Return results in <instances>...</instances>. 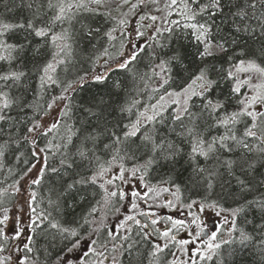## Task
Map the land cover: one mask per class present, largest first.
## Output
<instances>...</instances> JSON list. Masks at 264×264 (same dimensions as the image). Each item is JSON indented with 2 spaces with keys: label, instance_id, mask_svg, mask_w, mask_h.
<instances>
[{
  "label": "snow or ice",
  "instance_id": "snow-or-ice-1",
  "mask_svg": "<svg viewBox=\"0 0 264 264\" xmlns=\"http://www.w3.org/2000/svg\"><path fill=\"white\" fill-rule=\"evenodd\" d=\"M17 7L26 15L0 16V157L15 146L25 167L0 187V264L109 257L122 264L125 254L133 264L138 246L148 264H236L249 252L264 264V0H20ZM129 15H139L137 38L152 29L146 47L120 59L122 52L91 44L103 37L111 45ZM98 16L114 26L102 31L90 22ZM85 41L96 51L82 48ZM144 52L147 70L130 68ZM77 61L90 68L73 71ZM109 61L130 80L78 97L88 82L109 80ZM53 178L47 201L58 215L92 189L95 202L79 219L41 208L38 196ZM125 204L118 231L102 238L108 213ZM37 230L52 234L42 259L33 255Z\"/></svg>",
  "mask_w": 264,
  "mask_h": 264
},
{
  "label": "trees",
  "instance_id": "trees-1",
  "mask_svg": "<svg viewBox=\"0 0 264 264\" xmlns=\"http://www.w3.org/2000/svg\"><path fill=\"white\" fill-rule=\"evenodd\" d=\"M19 2L20 0H0V16L12 20V19L20 18L22 15H26V12L24 11L23 8L17 7V5H19ZM9 9L12 10L9 11ZM140 14H143V12H141ZM137 21H139V15H129L127 17V24L124 27L123 31L118 30L116 33H114L116 39L111 42V45H114V47L111 46L109 42L103 37H101L99 40H93L91 44L96 45V48L109 47V50L113 56H118V53L122 52L123 56L119 58L128 59L130 58L132 52L138 50V47H146V43H150L147 41V34L151 33L152 29H147V28L141 29L146 32V35L143 38H137L136 35V30L138 27ZM90 22L93 23L94 26L100 27L102 31H106L107 29L114 26L113 21L106 20L105 17L103 16L95 17L94 19L90 20ZM140 23L143 24L142 21ZM91 44L85 41L84 43L81 44V47L87 49L88 53H91L96 51V49L92 48ZM121 44H123L122 48H121ZM147 62H148L147 52L140 53L139 59L137 61L132 62L129 65V67L132 68L133 70L139 69V71L143 72L147 70L145 68ZM109 63H112L113 65V71L109 74L110 77L109 80L105 84H94L92 82H88L86 86V90L76 94L78 97L83 96L87 98L94 94L104 93L110 89L112 82L116 80H121V79L130 80L131 78L130 73L124 70L117 69L113 61H109ZM87 68H90V65L86 63L81 64L79 61H77L76 67L73 71H75L76 69L83 70ZM99 70L103 71L104 69L100 68ZM14 151H15V146H13L12 151H9L4 157H0V164L3 165V167H0V187H9L13 183L14 179L18 178L19 172L25 167L23 165L22 160L21 161L15 160V157L13 155ZM9 169H12L13 172L12 175L9 174ZM54 183H56L55 178H53L52 180H45V184L40 193V196H38V201L40 202L41 208L43 210L52 211L54 216H58V218L62 219L65 222H71L73 220L79 219L80 214L88 209L90 203L95 202L91 195L92 189H88L87 192L82 193V195L87 196L86 200L81 201L74 210L70 208H65L63 210L62 215H58L53 209L49 208L47 201V197L49 195L48 188L52 187ZM53 198L55 197L53 196ZM12 203H15V199H13ZM5 206L11 207V204H6ZM174 212L175 214L177 213L176 211ZM99 215L100 213H97V216ZM177 215L178 213L176 214V216ZM141 219L143 220V218ZM107 221H110L109 215L105 219V227L101 229L102 237H106L105 228H107L106 227ZM28 234H32V233H25V235ZM33 235L35 236V240L32 246L35 249L39 250V253L34 252L33 255L34 256L39 255L40 258L42 259L44 249L48 248L52 242V234L50 232L48 234H45L40 230H37V232ZM135 239H139V238L135 237ZM57 244H59L58 239H57ZM86 244L87 241H85V245ZM138 248H139V255L136 256L135 260L133 261V264H139L140 261H142V264H147L148 257L146 250L142 246H138ZM259 259L260 258L258 255H254L253 253L249 252L247 254L238 257L236 264H259ZM121 261L122 264H128L127 254L122 256ZM209 264H212V262H209Z\"/></svg>",
  "mask_w": 264,
  "mask_h": 264
},
{
  "label": "rangeland",
  "instance_id": "rangeland-1",
  "mask_svg": "<svg viewBox=\"0 0 264 264\" xmlns=\"http://www.w3.org/2000/svg\"><path fill=\"white\" fill-rule=\"evenodd\" d=\"M132 2L134 3L135 2V0H132ZM113 7H115V5H113ZM122 11L123 12H127L128 11V8H127V6H125L123 9H122ZM145 11H148L147 9L145 10ZM152 14H156V15H159V13H155V12H152ZM113 15H119V13H117V12H113ZM173 18H178V17H173ZM142 23L143 24H145V25H147V24H149V23H151V21L150 22H148V21H142ZM157 23H159V22H157ZM166 195V194H165ZM142 208V207H141ZM143 209V208H142ZM146 210V209H145ZM154 210H156V209H154ZM162 210H165V209H163V208H161V209H159V210H157L158 211V214H160V212L162 211ZM125 214H129L128 213V205L127 204H125L122 208H121V212L120 213H109L108 215L110 216V221H107V223H106V227H107V232L108 231H110V227H112L113 229H112V231H118L117 230V228H116V226L119 224V222H120V220H122L123 219V215H125ZM107 215V216H108ZM206 217H207V222H210V221H214V222H216L217 221V218L214 216V214H212L211 212H209V213H206ZM163 226V224H161L160 225V227H162ZM119 233H120V231H119ZM120 234H124L123 232H121ZM133 237H135V228H134V231H133ZM110 247H111V245H109ZM105 264H111V260L109 261H106L105 262ZM148 264V263H147Z\"/></svg>",
  "mask_w": 264,
  "mask_h": 264
},
{
  "label": "flooded vegetation",
  "instance_id": "flooded-vegetation-1",
  "mask_svg": "<svg viewBox=\"0 0 264 264\" xmlns=\"http://www.w3.org/2000/svg\"><path fill=\"white\" fill-rule=\"evenodd\" d=\"M141 207L143 208V209H146V206L143 204V203H141ZM154 210V209H153ZM173 215V216H176V214H175V212L174 211H170V210H168V209H165V210H162L161 212H160V215ZM138 218H142V217H138ZM215 222L214 221H210V222H208V224L209 225H212V224H214ZM163 227V226H162ZM107 228H105V236H107V230H106ZM113 228L112 227H110V230H112ZM122 231H120V233H121ZM119 232H118V234H120ZM179 236H180V238H185V236H186V234L185 233H179L178 234ZM102 238H106V237H102ZM134 239H135V237H133ZM109 248H110V246H109ZM120 259L122 260V256L120 257ZM111 260V258L109 257V261Z\"/></svg>",
  "mask_w": 264,
  "mask_h": 264
}]
</instances>
